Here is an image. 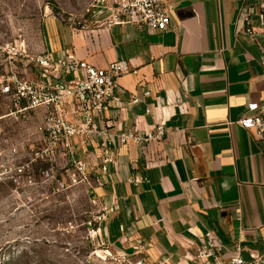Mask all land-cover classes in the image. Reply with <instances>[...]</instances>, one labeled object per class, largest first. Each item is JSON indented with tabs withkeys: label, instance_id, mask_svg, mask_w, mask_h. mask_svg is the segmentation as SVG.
I'll return each instance as SVG.
<instances>
[{
	"label": "crops",
	"instance_id": "1",
	"mask_svg": "<svg viewBox=\"0 0 264 264\" xmlns=\"http://www.w3.org/2000/svg\"><path fill=\"white\" fill-rule=\"evenodd\" d=\"M168 2L171 29L164 32L108 26L107 8L94 18L70 14L84 28L56 15L42 20L41 53L62 58L71 50L98 68L127 60L136 71L118 79L106 115L110 133L152 130L147 107L167 129L163 141L143 146L113 138L117 166L98 190L108 213L100 239L114 253L142 250L151 262L196 264L186 256L213 231L230 252L240 245L246 260L255 255L264 264V150L238 124L251 103L264 113V0ZM132 96L143 102L133 104ZM80 155L93 165L98 150ZM136 177L144 180L137 186Z\"/></svg>",
	"mask_w": 264,
	"mask_h": 264
},
{
	"label": "built area",
	"instance_id": "2",
	"mask_svg": "<svg viewBox=\"0 0 264 264\" xmlns=\"http://www.w3.org/2000/svg\"><path fill=\"white\" fill-rule=\"evenodd\" d=\"M113 11L108 26L135 24L153 31L171 29L172 6L168 0H93L85 9L82 19L92 18L101 13V9ZM263 16L261 50L264 67V3L259 6ZM74 27H83V20L71 18ZM249 24V22H248ZM246 33L255 38L251 27ZM257 38V37H256ZM136 73L127 60L115 61L106 68H98L79 59L71 50H65V56L56 58L50 53H30L24 42L0 41V132L2 122L27 124L33 117L40 123L36 127L37 140L32 149L30 163H45L49 169L43 175H54L58 166L63 167L67 181L60 183L58 190L75 185L87 186V193L93 206L90 218L85 222L88 229L87 239L96 240L98 246L105 248L103 258L108 264H166L163 261L151 262L137 254L114 253L100 239L101 228L107 219V208L101 202L98 190L107 185L106 178L112 168L117 166L118 152L113 138L119 145L143 146L152 142H161L167 135L166 127L155 121L154 114L147 107L146 113L154 120V127L147 132L121 130L117 134L109 132L111 126L106 115L119 89L118 79ZM151 96L146 91L144 97ZM143 100L132 96V103ZM248 115L238 124L253 131L256 140L264 150V113L257 103L249 104ZM98 150L97 161L92 165L81 158L87 155L88 148ZM17 152V148H12ZM29 165L19 168L24 174ZM144 180L133 178L131 182L139 185ZM242 248L237 245L230 252L222 240L213 231H207L204 241L192 256H186L196 264H260L257 256L246 260ZM228 255L229 258L225 259Z\"/></svg>",
	"mask_w": 264,
	"mask_h": 264
},
{
	"label": "rangeland",
	"instance_id": "3",
	"mask_svg": "<svg viewBox=\"0 0 264 264\" xmlns=\"http://www.w3.org/2000/svg\"><path fill=\"white\" fill-rule=\"evenodd\" d=\"M92 1L0 0V41L24 42L30 53H41L46 41L42 20L56 15L67 23L70 14L80 16ZM32 119L27 124L2 122L0 264H108L105 248L87 239L85 222L94 210L87 186L59 191L68 179L63 167L45 176L47 164H29L40 123L38 117ZM27 165L19 174L17 170Z\"/></svg>",
	"mask_w": 264,
	"mask_h": 264
}]
</instances>
